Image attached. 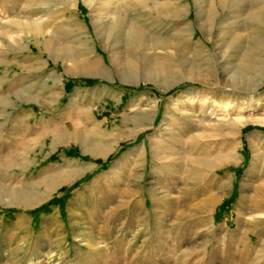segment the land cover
<instances>
[{
    "label": "rangeland",
    "instance_id": "374dc122",
    "mask_svg": "<svg viewBox=\"0 0 264 264\" xmlns=\"http://www.w3.org/2000/svg\"><path fill=\"white\" fill-rule=\"evenodd\" d=\"M261 12L0 0V264H264Z\"/></svg>",
    "mask_w": 264,
    "mask_h": 264
},
{
    "label": "bare ground",
    "instance_id": "6f19581e",
    "mask_svg": "<svg viewBox=\"0 0 264 264\" xmlns=\"http://www.w3.org/2000/svg\"><path fill=\"white\" fill-rule=\"evenodd\" d=\"M221 2V1H220ZM72 5V4H71ZM112 11V10H111ZM160 11V10H159ZM111 13H114V11L113 12H111ZM258 17H259V20H261L262 21V23H263V26H262V29H263V32H264V12H261V13H259V15H258ZM251 18V17H250ZM32 21H29V22H27V23H23V22H19L18 24H22V27H24V29L28 32V33H30V34H33V35H38L39 34V30H38V27H39V25H37V22H36V19H31ZM7 21V20H6ZM5 20H3L2 22H6ZM15 21V20H14ZM102 26L103 27H108V24H109V21H108V18H106V19H104V20H102ZM38 30V31H37ZM106 31V30H105ZM21 33V32H20ZM104 34L106 33V32H103ZM102 33V34H103ZM109 34V33H108ZM11 38V37H10ZM39 43V42H38ZM34 44V43H33ZM43 47H44V49L45 50H47L48 52H50V53H52L53 54V52L54 51H58L59 52V50L61 49L60 47H62V46H58V44H54V43H52V42H50V41H48V40H45V41H43ZM41 48V47H40ZM58 52H57V54H58ZM60 52H62V49L60 50ZM61 54V53H60ZM78 60H76L75 62H77ZM89 61V60H88ZM81 62H79L78 64H80ZM73 64V63H72ZM77 64V65H78ZM76 65V63L75 64H73V66H77ZM91 66V64L88 66V65H86V67H87V69H88V71H91L92 69H94V68H92V66ZM96 66V65H95ZM78 67H80V66H78ZM84 67V66H83ZM71 69V68H70ZM74 69V68H73ZM68 71V70H67ZM87 71V70H86ZM85 71V72H86ZM154 108H155V106H151V110H154ZM152 112V111H151ZM11 194H13V193H11ZM11 196V195H10ZM14 196H15V193H14ZM153 198V197H152ZM15 199H16V197H15ZM17 201V200H16ZM153 201H155V200H153ZM129 247H130V244H129ZM129 249V248H128Z\"/></svg>",
    "mask_w": 264,
    "mask_h": 264
}]
</instances>
